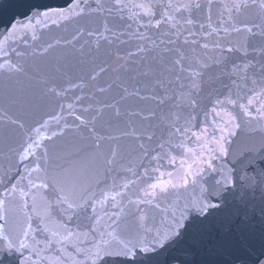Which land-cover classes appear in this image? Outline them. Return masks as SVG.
<instances>
[{"label": "snow or ice", "instance_id": "6c2138e0", "mask_svg": "<svg viewBox=\"0 0 264 264\" xmlns=\"http://www.w3.org/2000/svg\"><path fill=\"white\" fill-rule=\"evenodd\" d=\"M0 264H264V0H0Z\"/></svg>", "mask_w": 264, "mask_h": 264}, {"label": "water", "instance_id": "95a60500", "mask_svg": "<svg viewBox=\"0 0 264 264\" xmlns=\"http://www.w3.org/2000/svg\"><path fill=\"white\" fill-rule=\"evenodd\" d=\"M34 2L37 5H52V6H61L63 4H65L66 0H34ZM39 31V29H38ZM53 34H57V30L53 29ZM256 139H259V137H255ZM248 139V136L246 135H242L241 136V140H240V144L242 145L243 143H245Z\"/></svg>", "mask_w": 264, "mask_h": 264}]
</instances>
